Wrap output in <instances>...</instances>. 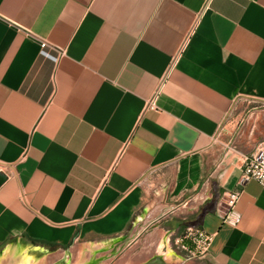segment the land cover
<instances>
[{"label":"crops","instance_id":"crops-1","mask_svg":"<svg viewBox=\"0 0 264 264\" xmlns=\"http://www.w3.org/2000/svg\"><path fill=\"white\" fill-rule=\"evenodd\" d=\"M236 100L257 106L217 144ZM263 139L264 0H0V264H264L238 167Z\"/></svg>","mask_w":264,"mask_h":264},{"label":"built area","instance_id":"built-area-1","mask_svg":"<svg viewBox=\"0 0 264 264\" xmlns=\"http://www.w3.org/2000/svg\"><path fill=\"white\" fill-rule=\"evenodd\" d=\"M159 87H156L146 100V106L152 110L157 108L155 97ZM238 167L242 174L241 182L254 180L259 185H264V139L257 143L252 152L240 154ZM238 195V191L225 193L222 207L218 210L222 221L230 224L238 222L239 214L234 209ZM210 241L211 234L205 232L200 226L197 224H186L183 232L173 240V244L185 254L186 258H190L203 254L207 250ZM188 244H191L192 248L188 247Z\"/></svg>","mask_w":264,"mask_h":264},{"label":"rangeland","instance_id":"rangeland-1","mask_svg":"<svg viewBox=\"0 0 264 264\" xmlns=\"http://www.w3.org/2000/svg\"><path fill=\"white\" fill-rule=\"evenodd\" d=\"M257 103L248 100H236L234 101L228 110V113L222 123L219 125L218 131L215 135V142L226 143L228 147L236 146L237 140H239L238 129L242 122V117L248 114V111H252V108L256 107ZM240 143V142H239ZM62 251H52L48 254L47 258L40 259L41 264H61L63 258Z\"/></svg>","mask_w":264,"mask_h":264},{"label":"water","instance_id":"water-1","mask_svg":"<svg viewBox=\"0 0 264 264\" xmlns=\"http://www.w3.org/2000/svg\"><path fill=\"white\" fill-rule=\"evenodd\" d=\"M0 179H1V175H0ZM3 251H4V250H2V251L0 252V255L3 254Z\"/></svg>","mask_w":264,"mask_h":264},{"label":"bare ground","instance_id":"bare-ground-1","mask_svg":"<svg viewBox=\"0 0 264 264\" xmlns=\"http://www.w3.org/2000/svg\"><path fill=\"white\" fill-rule=\"evenodd\" d=\"M25 258L27 259L28 258V254H25ZM21 260V259H20Z\"/></svg>","mask_w":264,"mask_h":264}]
</instances>
